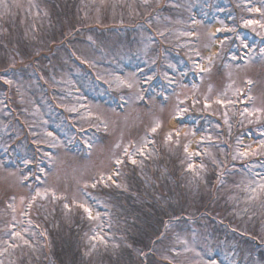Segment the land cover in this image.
I'll list each match as a JSON object with an SVG mask.
<instances>
[{
	"label": "rangeland",
	"instance_id": "374dc122",
	"mask_svg": "<svg viewBox=\"0 0 264 264\" xmlns=\"http://www.w3.org/2000/svg\"><path fill=\"white\" fill-rule=\"evenodd\" d=\"M261 25L264 0H0V264H264Z\"/></svg>",
	"mask_w": 264,
	"mask_h": 264
},
{
	"label": "snow or ice",
	"instance_id": "6c2138e0",
	"mask_svg": "<svg viewBox=\"0 0 264 264\" xmlns=\"http://www.w3.org/2000/svg\"><path fill=\"white\" fill-rule=\"evenodd\" d=\"M254 23H257V22H256V21H251V20L246 21V25H252V24H254ZM261 27H264V25H261ZM241 42L243 43V41H241ZM245 47H247V45H245ZM233 59H235V57H233ZM6 82H7V83H11V81H6ZM249 83H250V82H249ZM229 102H230V101H229ZM216 103H220V104H222V103H224V102L218 99V100L216 101ZM205 107H208V105L206 104ZM178 111H179V112H186L187 109H179ZM246 111H247V110H246ZM159 127H160V125H159V123H157L156 126L152 128V132H156L157 128H159ZM176 135L178 136V135H179V132H177ZM171 136H172V133H169V134H168V138L171 139ZM260 146H261L262 148H264V140H261V141H260ZM249 148H250V146H249ZM185 151H187V147L185 148ZM125 153L127 154V149H125ZM253 154H255V153L250 152V151H249V152H240V153H238L239 156H248V155H253ZM234 159H235V157H234ZM131 162H132L133 164L136 163L135 159H132ZM115 163H116L117 165H119L120 163H122V161H120V160H116ZM190 167H191V165H190ZM108 179H111V176H109ZM101 180H103V176H101ZM93 187H95V184H93ZM261 187H264V185H262ZM38 195H39V193H38ZM65 207H67V205H65ZM82 207H83V206H82ZM84 211L87 212V213H89V218L91 219V210L85 207V208H84ZM16 235L19 236V233H16Z\"/></svg>",
	"mask_w": 264,
	"mask_h": 264
},
{
	"label": "trees",
	"instance_id": "16d2710c",
	"mask_svg": "<svg viewBox=\"0 0 264 264\" xmlns=\"http://www.w3.org/2000/svg\"><path fill=\"white\" fill-rule=\"evenodd\" d=\"M120 193H122V192H120ZM56 256H57V255H56ZM59 263H60V264H62V263L64 264V263H65V260H59Z\"/></svg>",
	"mask_w": 264,
	"mask_h": 264
}]
</instances>
